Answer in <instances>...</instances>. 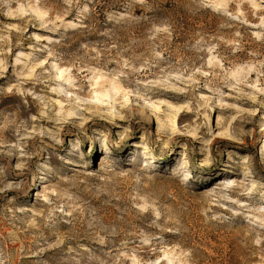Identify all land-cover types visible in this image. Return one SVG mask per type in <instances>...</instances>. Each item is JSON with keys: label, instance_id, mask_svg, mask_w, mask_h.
I'll list each match as a JSON object with an SVG mask.
<instances>
[{"label": "rangeland", "instance_id": "374dc122", "mask_svg": "<svg viewBox=\"0 0 264 264\" xmlns=\"http://www.w3.org/2000/svg\"><path fill=\"white\" fill-rule=\"evenodd\" d=\"M0 255L264 264V0H0Z\"/></svg>", "mask_w": 264, "mask_h": 264}, {"label": "bare ground", "instance_id": "6f19581e", "mask_svg": "<svg viewBox=\"0 0 264 264\" xmlns=\"http://www.w3.org/2000/svg\"><path fill=\"white\" fill-rule=\"evenodd\" d=\"M111 86V85H110ZM30 254H32V253H30ZM1 256V255H0ZM35 257V255H26V257ZM0 262H1V258H0Z\"/></svg>", "mask_w": 264, "mask_h": 264}]
</instances>
